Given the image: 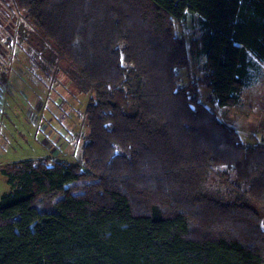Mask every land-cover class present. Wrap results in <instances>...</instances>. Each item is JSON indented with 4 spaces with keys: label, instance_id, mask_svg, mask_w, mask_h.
<instances>
[{
    "label": "trees",
    "instance_id": "trees-1",
    "mask_svg": "<svg viewBox=\"0 0 264 264\" xmlns=\"http://www.w3.org/2000/svg\"><path fill=\"white\" fill-rule=\"evenodd\" d=\"M13 2L94 96L80 163L2 169L0 264H264V144L200 99L235 105L264 66V0Z\"/></svg>",
    "mask_w": 264,
    "mask_h": 264
},
{
    "label": "rangeland",
    "instance_id": "rangeland-1",
    "mask_svg": "<svg viewBox=\"0 0 264 264\" xmlns=\"http://www.w3.org/2000/svg\"><path fill=\"white\" fill-rule=\"evenodd\" d=\"M13 0H0V197L11 190L2 169L32 158L80 163L89 125L84 114L94 96L86 78L46 43ZM187 41L199 37L196 17L179 30ZM249 54L250 65L238 103L219 106L200 86V99L249 144H264V66ZM205 56H190L182 84L200 75ZM88 88H87V87ZM86 87V88H85Z\"/></svg>",
    "mask_w": 264,
    "mask_h": 264
}]
</instances>
